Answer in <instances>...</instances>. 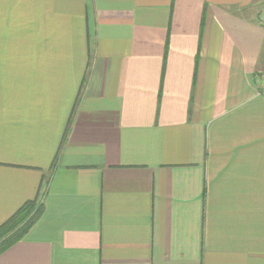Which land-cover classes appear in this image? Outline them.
<instances>
[{"label": "crops", "instance_id": "obj_1", "mask_svg": "<svg viewBox=\"0 0 264 264\" xmlns=\"http://www.w3.org/2000/svg\"><path fill=\"white\" fill-rule=\"evenodd\" d=\"M264 0H0V264H264Z\"/></svg>", "mask_w": 264, "mask_h": 264}, {"label": "trees", "instance_id": "obj_2", "mask_svg": "<svg viewBox=\"0 0 264 264\" xmlns=\"http://www.w3.org/2000/svg\"><path fill=\"white\" fill-rule=\"evenodd\" d=\"M42 214V206L27 201L0 225V253L23 238Z\"/></svg>", "mask_w": 264, "mask_h": 264}, {"label": "built area", "instance_id": "obj_3", "mask_svg": "<svg viewBox=\"0 0 264 264\" xmlns=\"http://www.w3.org/2000/svg\"><path fill=\"white\" fill-rule=\"evenodd\" d=\"M257 82L259 83V93L264 94V71L257 74Z\"/></svg>", "mask_w": 264, "mask_h": 264}]
</instances>
